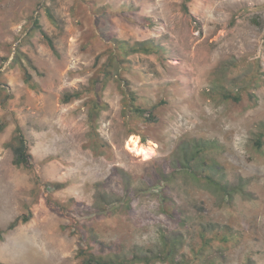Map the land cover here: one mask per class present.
<instances>
[{
    "label": "rangeland",
    "instance_id": "374dc122",
    "mask_svg": "<svg viewBox=\"0 0 264 264\" xmlns=\"http://www.w3.org/2000/svg\"><path fill=\"white\" fill-rule=\"evenodd\" d=\"M184 4L0 0V87L12 96L0 105V264H79L81 236L106 258L155 255L163 229L184 234L179 251L192 261L203 224L237 238L215 241L199 264H264V0H191L188 12ZM113 39L157 49L122 58ZM113 54L120 62L106 87L67 103L103 78ZM16 125L31 170L13 163ZM131 138L152 148L149 159L128 149ZM194 139L221 145L204 155L220 170L215 178L240 192L226 199L174 171L182 143ZM99 208L108 214L86 218ZM22 216L31 219L8 230Z\"/></svg>",
    "mask_w": 264,
    "mask_h": 264
},
{
    "label": "trees",
    "instance_id": "16d2710c",
    "mask_svg": "<svg viewBox=\"0 0 264 264\" xmlns=\"http://www.w3.org/2000/svg\"><path fill=\"white\" fill-rule=\"evenodd\" d=\"M191 0H185L184 4V10L185 12L189 11L188 3ZM35 27L40 28L38 20L35 21ZM48 40L51 48L55 50V46L53 41L50 39L49 36H45ZM118 53L121 54V57L123 58V55H130V54H136V53H142V54H150L157 49V47L153 44L152 41H143V42H135L134 44H130L128 41H122L118 39L112 40ZM18 56L21 58H24V54H21L20 52H17ZM19 58V61L22 62V59ZM121 58V59H122ZM27 63L31 64V61L26 58ZM118 56L113 54V56L109 57L107 60L104 68V76L103 78H97V79H91V83L88 86V88L85 89L84 92H76L73 94H67L65 96V101L68 103L72 101L73 99L80 98L84 93H90L96 90V86L98 83L102 84V87L100 88L103 90L106 87L107 81L110 79L109 76L112 74L114 67L119 64ZM22 68L26 72V78L25 82L27 84H31L32 76L27 71L26 67L24 66L23 62L20 63ZM32 87H36L35 85H32ZM100 91V90H97ZM4 93V90L2 87H0V105L3 109H6L8 106L9 100L12 98V96L9 93ZM223 97L227 100H233L238 101L237 96H233L231 92H225L223 94ZM98 105H93L92 109L90 111V119L92 121V118L97 114H99ZM135 107V106H134ZM134 112L138 116H145L148 117V111H145L139 107H136ZM7 127V123L3 122L0 124V132L4 131ZM13 142L11 144V149L14 154V160L13 163L17 168H21L24 170H31L34 167V159L33 156L29 152V148L27 145V140L22 132V129L19 125H16L15 129V135L13 137ZM258 146L262 145L261 140H258L257 142ZM221 147L216 141H202V140H189L184 141L181 145L180 152L183 154V157L181 160H178L177 167L174 168L175 170H186L188 173H191V175H194L195 177L199 179L207 180L209 183L216 186L221 192H223L226 199H229L232 197L235 193L240 192L239 188H232L229 187L228 184H223V182L218 181L215 178V174L219 172V168L216 164H213V160L209 159L208 157H205L206 152H213L218 150ZM95 213L88 214L86 218H92L97 215H106L108 214L109 209L108 208H99ZM63 211V209H61ZM76 218H80V215H77ZM31 217H18L15 219L8 227V230H14L16 227H18L20 224H26L30 221ZM180 224L182 226L186 225V221L184 219H180ZM213 234L212 237H209L208 234ZM168 231L163 229L160 234V240L162 244V249L158 251V253H154L155 255H148V254H138L135 253L134 257L132 259H129L127 257H121V256H115L113 258H106L104 256L97 255L94 252V246L95 243L94 238L92 236L90 238H86L84 236H81V248L78 252V259L79 264H138V263H144V264H155L157 261L167 262L168 264H199V261L201 259V256L199 254H203V252H206L207 249H210L215 241H220V243H226L231 241L233 238H237L235 235L236 232L228 227V226H220L217 224H203L201 227V237L204 240L203 242V248L198 253L194 251L195 258L191 261L186 255L181 252V246L183 244V236L175 235L177 237L169 238ZM180 255V256H179ZM251 264V263H250Z\"/></svg>",
    "mask_w": 264,
    "mask_h": 264
},
{
    "label": "bare ground",
    "instance_id": "6f19581e",
    "mask_svg": "<svg viewBox=\"0 0 264 264\" xmlns=\"http://www.w3.org/2000/svg\"><path fill=\"white\" fill-rule=\"evenodd\" d=\"M128 149L138 155H143L145 159H149L152 153V148L144 146L138 138H131L128 141Z\"/></svg>",
    "mask_w": 264,
    "mask_h": 264
}]
</instances>
